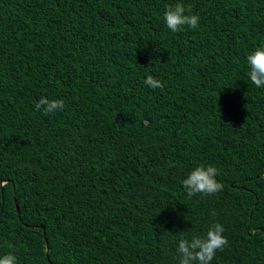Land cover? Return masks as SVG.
<instances>
[{"label": "trees", "instance_id": "trees-1", "mask_svg": "<svg viewBox=\"0 0 264 264\" xmlns=\"http://www.w3.org/2000/svg\"><path fill=\"white\" fill-rule=\"evenodd\" d=\"M177 3L198 28L167 29ZM261 47L264 0H0V257L178 264L181 238L220 223L211 264H264ZM208 165L223 190L189 199Z\"/></svg>", "mask_w": 264, "mask_h": 264}, {"label": "clouds", "instance_id": "clouds-1", "mask_svg": "<svg viewBox=\"0 0 264 264\" xmlns=\"http://www.w3.org/2000/svg\"><path fill=\"white\" fill-rule=\"evenodd\" d=\"M191 8H185L181 3L169 5L164 11V22L168 30L178 33L185 28L196 29L200 24V17L190 13ZM248 77L257 88L264 87V47L257 48L246 57ZM144 84L150 89H162L163 83L152 75H147ZM65 107L63 100L41 97L34 104V109L42 115H49L62 111ZM219 172L215 166L196 167L181 181L182 187L189 199L197 194L205 196L215 195L223 190V184L216 177ZM215 213H213L214 215ZM225 229L222 224L214 223L203 237L194 236L191 240L181 238L178 242V264H211L218 251L228 246V240L223 235ZM0 264H18L14 254L0 257Z\"/></svg>", "mask_w": 264, "mask_h": 264}, {"label": "water", "instance_id": "water-1", "mask_svg": "<svg viewBox=\"0 0 264 264\" xmlns=\"http://www.w3.org/2000/svg\"><path fill=\"white\" fill-rule=\"evenodd\" d=\"M15 209H16V211H18V207L16 206V204H15ZM39 228H40L42 231H44V227H43L42 225H40ZM43 234H44V232H43ZM45 245H47V244H46V241H45Z\"/></svg>", "mask_w": 264, "mask_h": 264}]
</instances>
